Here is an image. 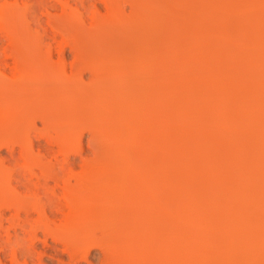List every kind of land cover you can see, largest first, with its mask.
<instances>
[{
	"label": "rangeland",
	"instance_id": "374dc122",
	"mask_svg": "<svg viewBox=\"0 0 264 264\" xmlns=\"http://www.w3.org/2000/svg\"><path fill=\"white\" fill-rule=\"evenodd\" d=\"M45 63L57 69L60 75L70 71L71 63H75L76 71L80 64L82 71L77 73H83L76 77H81L80 85L85 87L87 84L83 83L86 79L88 83L89 74L92 71L96 73V69L100 70L98 74L101 75L103 71L106 75L108 72L112 74L115 82L104 76L105 83L111 81L109 85H112L114 82L112 88L109 87L110 99L107 98L108 94L101 97L99 87L95 88L94 85L99 95L94 96L91 85H88L86 89L90 88V91L87 93H93L85 95L87 98L81 96L86 100L80 97L84 92L83 87L79 90L74 88L79 91L74 93L77 100L82 102L84 99L83 104H87L85 101L88 102V97H94V100L99 98L97 101L100 103L107 101L104 98L109 100V109L102 104L107 106L108 112L104 111L105 108L100 109L101 104L93 109V102V107H88L90 103L86 106L93 111L83 108L78 100L83 106V110L79 107V111L81 109L84 113L80 111V114L74 113L72 116L82 114L83 118L86 117L83 121L87 124L84 125L88 126H92L96 120V125L92 126H95V130L90 126L85 129L90 128L93 136L103 132L106 140L101 141L102 135L97 136L99 143L95 140L93 145L97 144L99 149L92 143L86 145L88 140L94 142L95 138L89 135L90 130L85 132L82 129L80 133L81 117L78 118L80 121L70 117L74 120L72 126L78 125L75 128H80L76 134L77 130L71 127L75 130L73 136L81 134L80 144L84 148L88 146V150L91 149L89 146L93 147L90 152L82 150V155L77 156L83 157L86 162H80V158L77 163H83L84 167L75 165L74 168H82L77 172L84 173L82 179L85 178L80 182V199L76 197L77 201L73 200L76 214L70 208L72 205L66 208L68 205L55 207L53 203H48L50 208L46 210L47 205L43 200L38 201H42L45 208L42 202L32 201V205H37L34 206L36 211L34 208L32 210L31 203L27 204L31 205L29 210H32L30 212L34 217H30L31 221L42 218L39 211L46 213L42 214L46 216L42 219H47L46 227L54 221L53 226L48 225L51 230V234L47 230L48 235L45 234L46 230L42 233L45 227L42 220L40 223L43 222L41 225L44 227L34 226L36 231L32 225L34 231L29 228L26 233V230L23 232L21 227L15 225L16 220L13 223L14 220L9 219L14 228L9 220L6 222L16 212L15 207L10 206V201L18 204L19 212L25 206L22 208V204L19 205L22 201L19 203L17 196L14 198L18 203L13 200L15 190L10 189L15 183L13 176L17 167L11 169L10 166L12 171L9 175L5 174L9 169L5 170L4 165L2 169L1 166L5 171L3 173L9 175V180L8 176L3 177L6 187L10 182L11 185L4 196L5 200L8 199L5 202L7 208H4L5 203L2 205V212L6 209L3 217H8L3 218V228L0 225V237H4V241L0 239V264H55L58 257L68 261V251L64 249L73 245L76 248L75 244H79L76 248L78 252L91 249L88 256L91 264H101L102 250L105 256L115 257V261L110 258L113 264L118 261V264H264V0H0V109L4 108V111L0 110V118L4 117L0 119L1 122L6 119L12 123L20 111L25 113L24 105H29L25 97L34 98L35 102L39 98L27 96L26 91L22 90L20 94L24 92L26 96L19 99L15 90L12 92L16 95L9 94L10 91L1 86L8 87L10 83L14 87L20 73L22 78L28 70L33 72L34 69L37 73L46 67ZM108 68L112 69L111 72ZM60 82L64 83L62 80ZM51 85L50 89L56 86ZM37 88L41 89V86ZM56 90L55 94L61 91ZM40 91L37 90L38 93ZM67 92L66 97L62 98L64 102L57 99L65 96L64 92V95L54 99L62 101L60 104L64 103L68 112L65 110L64 113L63 105L61 107L56 103L64 114L58 111L59 116L57 113L54 116V110L48 106L53 116L47 113V119L57 116L56 120L59 121L60 117L62 119L69 113L68 105L75 96L71 95L72 91ZM68 94L73 97L72 100L67 98L70 97ZM15 97L20 101L25 100L26 104L16 103ZM37 102L46 105L43 102L40 104L39 100ZM6 106L8 110H5ZM34 107H30V110ZM58 107L57 110L60 109ZM38 112L35 110L33 113ZM43 113L38 114L42 116ZM34 114L31 116H37L33 118L35 122L32 120L31 123L30 120L28 125L40 129V118L44 116ZM22 120L17 127L24 126ZM6 121L1 124L6 125ZM99 124H102V129ZM28 125L25 124V127L29 129ZM57 126L60 127L59 124ZM53 127H47L48 131L37 129V135L47 131L44 134L47 136L40 133L43 136L39 139L47 138L55 142L54 138L61 136L57 132H61V129L55 130ZM98 128L102 130L101 133L96 131ZM31 130L28 132L26 129L28 136L32 134ZM13 133L15 135L17 132ZM9 135L12 138L11 133ZM23 136L20 137L28 138ZM73 136L70 135L68 140ZM76 137L70 142L75 143ZM57 143L60 144V141ZM101 143L103 148H100ZM52 146L55 149L57 144ZM2 147L1 156L4 155ZM94 147L98 150L96 153L93 152ZM58 155L59 160L64 158ZM37 168L39 170L36 166V172ZM68 179L72 184L74 178ZM58 184L62 185V180ZM58 184L56 187L60 188L57 187V194L61 191ZM8 190L14 193L10 192V197ZM51 206L61 211L54 209L50 212ZM20 214L19 224L23 219V213ZM64 215H71L70 224L61 221ZM77 216L81 218L78 221ZM58 225L61 229L64 225L73 231L68 233L66 227L64 231L67 233H62L63 229H55ZM30 230L36 231V237ZM54 231H58L57 236ZM5 235L9 236V241ZM31 243L33 247L29 248L32 252L27 247ZM80 244L83 247L79 248ZM25 249L28 255L32 253L30 257L24 253ZM56 251L60 253L57 255ZM110 262L108 260V264Z\"/></svg>",
	"mask_w": 264,
	"mask_h": 264
},
{
	"label": "bare ground",
	"instance_id": "6f19581e",
	"mask_svg": "<svg viewBox=\"0 0 264 264\" xmlns=\"http://www.w3.org/2000/svg\"><path fill=\"white\" fill-rule=\"evenodd\" d=\"M59 55V54H58ZM62 58H64V57H62ZM63 61V60H62ZM72 65H71V69H70V67H69V72L67 73V72H65L64 71V73L63 74H61L60 75V73H59V71H57V69L55 70L54 68H51V67H49V65H47V63H45V66L46 67H44V69L45 68H48L47 70L45 69H40V71L39 72H37L36 73V70L34 71V69H33V72L32 73H30V71L28 70L27 71V73L26 74H23V75H26V76H23V78L21 77L22 76V73H20L21 75H20V77H17L18 78V80H19V78L21 79L20 81H18V80H16L15 79V82L17 83H15L14 84V87H12L11 86V84H10V86H9V84H8V87H4V85H2L1 87L2 88H6L5 90H9L10 92H8L9 94L11 93H13V92H17V94H19V96L17 95L16 97L17 98H19V97H22L23 99H24V97L26 96V94L24 95V92H23V95L22 94H20V93H22V90H24V91H26L25 93H27L28 95L27 96H32V98L33 97H39V98H37L39 101H40V104H41V102H43V103H45L46 105H39V102H37L38 100L37 99H35V100H37L36 102L34 101V98L33 99H31V98H27V97H25V100H27V103L29 104V105H27L26 104V102H24V101H20L19 99H21V98H19V99H17L16 97V100H17V102L16 103H18L19 104V102H21L23 105L24 104H26V105H24L25 106V113L23 114V113H21V111H20V109H19V107H20V105H21V103H20V105L18 106V104H17V106H18V109H19V113H20V115L22 116V118H21V116L19 115V113L17 114V113H15V114H17V116H16V119H17V117L18 116H20L19 117V121L18 120H16L15 119V121L14 122H12L11 123V120L9 121H6V119L4 120V121H6L7 122V124H6V122H5V124L6 125H3V124H1L2 122L4 123V121H2L1 122V120H0V145H3L4 147H2V146H0V148L2 147V148H4V150H3V152H2V154L4 153V155L3 156H1L0 157V225L2 226V221H3V218H5L6 219V217H8V216H6V217H3V216H5L4 215V212H5V210L2 212V210L8 205L7 203H5L7 200H5L4 199V196H5V194H7V191H6V189H7V187H10L9 185H11V182L10 183H8L9 185L6 187V185H5V178H7V176H8V178H7V180H9V173H11V169H15L16 167V171H14V172H16V175L15 176H13V179H14V185L12 186V188L10 187V189H14L15 191H13V190H11V191H9L8 190V193H9V196L8 197H10V192H11V194H14L13 192H15V194H14V196L13 195H11V198H12V196H13V200L15 201L16 199L18 200V202L20 201H22V203H20L19 205H21V207L23 208L24 206V208L22 209L23 211H21L22 213H23V219H22V223L21 224H19V220L21 221V219H19V218H21V212H19V210L20 209H18V208H20L19 206H18V204H15V203H12L13 201H10L11 203H9L10 204V206L12 205V207H15V208H13V209H16V212L14 211L12 214L13 215H15V216H11V217H8L7 219H6V222L11 218V220L13 221V223H16V221H17V223L15 224L16 226H18V227H21L22 229H23V232H24V230H26L24 233H26L27 231L29 232V228H31V226L33 225V229L34 230H36L37 228L36 227H39V228H42V226L43 225H41V224H43V222L42 223H40V221L42 220V221H44V225H45V223L47 222V219H46V221H45V219L43 220L42 218H43V216L44 215H42V214H45L46 215V213H41L39 210L41 209L40 207H41V204H50V203H53L54 204V206L55 207H61L62 205H65V206H67L68 205V207H66V208H69L71 205H72V207H70L71 209L73 208V206H74V202H73V200L74 199H76V201H77V198H79L80 199V197L78 196V194H79V192L81 193V184H80V182H81V180H84L85 178H83L82 179V175L84 174H82V172H77V170H80V169H82V168H79V166H77V168L75 169L76 170V172H75V170H74V168H75V165H81L80 164V162H84V159H82L83 157H77L78 155L79 156H81L82 154H81V152H82V150L83 151H86V150H88L87 148H88V146H87V148H86V146H85V148L80 144V139L79 138H81V134H79L78 133V135H75V136H78V137H76V138H78L76 141H77V144H75L76 143V141H74L75 143H72L73 142V139L75 138V136H73V133H75L74 131L75 130H77L76 131V134H77V132H80V131H78L81 127V132L80 133H82V129L84 130L85 129V127L86 126H88V125H84V121H83V119H85L86 117L84 116V115H87L88 113L90 114V112H89V110H92L93 111V109L95 108L96 109V106L97 105H99V104H103L104 103V106L105 105H107L108 106V109L110 108L109 106V104L110 103H108L107 101H109L108 99H110V88H112L111 86H113V84H114V82H115V80H114V82H112L113 84L112 85H109L110 83H111V81H109L110 79L112 80V74L111 73H107V75L105 74V72L103 71V72H101L103 75H101V74H98V73H100V70L99 69H96L97 71H96V73H95V71H92L91 72V74H89L90 75V77H89V80H88V83H87V79H86V82H84L83 84H87L86 85V87L85 86H81L82 85V83H81V77H80V79H77V77H76V75H78V71H82L81 69H79V66H80V64H78L77 66V71H76V67H75V63H71ZM51 65V64H50ZM73 65H74V67H73ZM48 66V67H47ZM52 66V65H51ZM54 66V65H53ZM70 66V65H69ZM83 66H84V64H83ZM42 68H43V65L41 66ZM40 67V68H41ZM83 68H85V67H83ZM92 68V67H91ZM98 68V67H97ZM105 68H107V67H105ZM39 69V68H38ZM50 69V70H49ZM79 69V70H78ZM88 69V68H87ZM55 70V71H54ZM75 70V71H74ZM110 70H112L111 68L109 69L108 68V71H110ZM61 71V70H60ZM84 71H85V69H84ZM90 71H91V69H90ZM89 71V72H90ZM99 71V72H98ZM102 71V70H101ZM26 72V71H25ZM25 72H23V73H25ZM62 72H63V70H62ZM79 72V75L78 76H80V74H82V73H80ZM106 72H107V69H106ZM111 72V71H110ZM59 73V74H58ZM28 74V75H27ZM93 74H95V75H93ZM110 74V76H108ZM100 75V76H99ZM108 77V81L110 82H107L106 81V83H105V77L106 76ZM82 76V75H81ZM105 76V77H104ZM106 77V78H107ZM111 77V78H110ZM114 77H115V75H114ZM62 80V82H64L65 84H66V86L68 85V87H66V86H64L65 84L64 83H61L60 81ZM64 80H66L68 83H70L71 85L73 84V86L71 87V85L70 84H68V83H66V81H64ZM78 80V81H77ZM82 80H83V78H82ZM112 80V81H113ZM14 81V80H13ZM80 81V82H79ZM85 81V80H84ZM12 82V81H11ZM13 83V82H12ZM107 83H108V85H107ZM51 84H53V86H55V87H53L52 89H53V91H49V90H52V89H50L51 87H52V85ZM60 85L59 86V90L61 89V91L59 92V93H57V94H55L54 93V90H58V88H57V85ZM81 84V85H80ZM105 84L108 86L107 88H106V86H105ZM5 85H7V84H5ZM35 85V86H34ZM45 85H47V86H45ZM48 85H51V86H48ZM70 85V86H69ZM81 86V88H80V86ZM88 85H91V89L93 90V92H94V94H92V95H94V96H96V95H99V93H100V96L102 97H106L107 96V94H108V96L109 97H107L108 99H106V98H104L105 100H107V101H105L106 103H108V104H105V102H103L102 100H100V101H102L103 103H100V102H98L97 100L99 99V98H95L96 100H94L93 98L92 99H90L89 97H88V102L87 101H85L87 104H83V101H84V99L85 98H87L86 96H88V94H90L91 92H88L87 93V91H90L89 89L90 88H88V89H86L87 88V86ZM95 86V88L96 87H99V93H96V91L98 92V90L97 89H95L94 88V86ZM105 86V91H103V89L102 88H104V86ZM34 86V87H33ZM37 86H41V89L40 88H37L36 89V87ZM64 86V88H62ZM102 86V87H101ZM10 87H12V88H14V89H12V88H10ZM43 87H46V88H44L43 89ZM50 87V88H49ZM77 87V89L79 88V89H82V87H83V89L82 90H84V92L82 91V93L84 94V93H87V94H80V97L81 96H85V98L84 97H81V98H84V99H82L83 101L81 102V100H79L82 104H83V106L80 104V102H78V100H77V96L74 94V93H77V91L79 90H74V88H76ZM84 87H85V89H84ZM110 87V88H109ZM8 88V89H7ZM10 88V89H9ZM55 88V89H54ZM66 88H68V89H66ZM70 88V89H69ZM101 88V89H100ZM108 88H109V91H108ZM34 89H36L35 91L37 92V90H42V91H44L45 89L47 90H45V92H41L40 91V93H38L39 94V96H38V94L35 92H33V90ZM49 89V90H48ZM65 89V90H64ZM73 89V90H72ZM96 91H95V90ZM12 90H13V92H12ZM15 90V91H14ZM57 90H56V92H57ZM58 90V91H59ZM64 90V91H63ZM100 90H102V91H100ZM18 91H21V92H18ZM65 91L67 92V91H70V92H67V93H71V91H72V93L74 94H72L71 93V95L72 96H75L74 97V100L75 101H77V102H73V101H71L72 100V96L70 95V94H68V95H70V97H67V98H71V103H70V105H68L69 106V113H66L64 116L63 115H61V116H63L62 117V119L64 118V117H66V118H64V120H62L61 119V117H60V119L62 120V121H60V119H59V121H57L58 120V118H57V116H59V114L60 113H62V114H64L67 110H66V108H67V106L66 105H64V103L63 104H60L62 101L64 102V98L63 97H66V94H65ZM75 91V92H74ZM80 91V92H81ZM32 92V93H31ZM46 92H49V93H46ZM53 93V94H55V96L52 94V95H48V94H51V93ZM63 92H64V94H65V96H62L61 98H57V99H61L62 101L60 102V100H55L54 98H56L57 96H59V95H62L63 94ZM79 92V91H78ZM92 92V93H93ZM103 92H109V93H103ZM43 93H45V97L47 96L49 99H48V101H49V104H47L48 103V101L47 100H41V99H47V97L45 98L44 96H43ZM13 94H15L16 95V93H13ZM37 94V95H36ZM47 94V95H46ZM63 94V95H64ZM104 94V95H103ZM35 95V96H34ZM67 95V96H68ZM40 96H41V99H40ZM90 96V95H89ZM99 96V97H100ZM27 98V99H26ZM63 98V99H62ZM76 98V99H75ZM80 98V99H81ZM22 99V100H23ZM29 99V100H28ZM52 99V100H51ZM66 99V98H65ZM92 100L91 102H89L90 100ZM101 99V98H100ZM19 100V101H18ZM67 100V99H66ZM86 100V99H85ZM31 102V103H29V102ZM45 101H47V102H45ZM50 101H51V103H50ZM56 101V102H55ZM24 102V103H23ZM34 102V103H33ZM54 102V103H53ZM65 102H67V101H65ZM73 102V103H72ZM92 102H93V104L95 105H92ZM98 102V104H96ZM15 103V102H14ZM56 103H59L58 105H63V107H62V109H64V113L61 111V108L60 107H58V105L56 104ZM68 103H69V101H68ZM77 103V104H76ZM90 103V104H89ZM35 104L37 105V106H35ZM53 104H56L55 106L53 105ZM72 104H75V106L74 107H72ZM80 104V105H79ZM89 104V108L90 107H93V109L91 108V109H89L88 107H86L87 105ZM15 105V104H14ZM31 105V106H30ZM53 105V106H52ZM92 105V106H91ZM101 105H99V107H100V109H104V111L106 110V112H108V110H107V106L106 107H104L103 105V107H101ZM16 106V105H15ZM34 107L35 108V110L38 112V110L37 109H39V114L40 113H43L44 111V113H46L45 115H44V113L42 114V116H48V114H49V116L51 117V115L53 116V112H52V110H54V116H55V114L57 113L58 114V111H60L59 112V114L56 116V118H57V120H56V118L55 117H53L51 120H50V118L48 117V119L45 117H43V118H40L41 120H40V122H41V125H42V127H40V129H39V127L38 128H36V126H35V128L33 127V128H30V125H28V124H30V120H31V123L33 122L32 120H34V122H35V120L36 119H33L34 117L36 118L37 116H34V117H32L33 115L32 114H34L33 112H35V110H34V108H32V111L30 110V107ZM42 106V107H41ZM43 106H46V107H44V109H42L43 108ZM48 106H51L52 107V110L50 109L51 107H48ZM70 106L73 108H71L70 109ZM14 107V106H13ZM12 107V108H13ZM37 107H39V108H37ZM48 107V108H47ZM60 108L59 110H57L56 108ZM79 107H81V109H82V107L83 108H88L89 110H88V113H86V114H83V116L85 117V118H83L82 117V114L81 115H79L78 117L76 116V114L78 115V114H80V111H81V109H80V111H79ZM98 107V108H99ZM11 108V109H12ZM16 108V107H15ZM45 108H47L46 110H45ZM54 108V109H53ZM4 109V108H3ZM2 109V110H3ZM10 109V110H11ZM23 109V108H22ZM21 109V110H22ZM48 109H50L51 110V112H47V110ZM55 109H56V111H55ZM1 110V109H0ZM1 110V111H2ZM5 110H8L7 109V106H6V108H5ZM40 110H43V111H40ZM66 110V111H65ZM72 110V112L70 113V111ZM83 110V109H82ZM86 110V109H85ZM101 110V111H102ZM4 111V110H3ZM16 111V110H15ZM22 111H24V110H22ZM96 111V110H95ZM94 111V112H95ZM6 112V111H5ZM5 112H4V114H5ZM10 112H12L13 114H14V112L13 111H10ZM32 112V116L30 115V117H32V119H28V118H30V117H27V116H29V114ZM68 112V111H67ZM77 112H79V113H77ZM82 112V111H81ZM11 113V114H12ZM38 113H35V114H38ZM48 113V114H47ZM74 113H76L75 114V117H73L72 118V116H74ZM82 113H84V112H82ZM91 113H93V112H91ZM8 114V113H7ZM6 114V115H7ZM12 114V115H13ZM23 114V115H22ZM34 114V115H35ZM38 114V116H40ZM69 114V115H68ZM102 114H103V112H102ZM2 115V114H1ZM66 115H68V116H66ZM71 115V116H70ZM92 116H93V114H91ZM97 115V114H96ZM95 115V116H96ZM100 115V114H99ZM42 116H40V117H42ZM94 116V117H95ZM1 117V116H0ZM72 119H74V120H76L75 118H77V120L78 121H80L78 118H80L81 117V119H82V121H80V123H81V126L79 125V129H78V127H77V129L75 128V126H78V125H75V126H72L73 125V121L74 120H72ZM90 117V116H89ZM2 118L4 119V117L2 116ZM2 118H0V119H2ZM14 118H15V116H14ZM55 118V119H54ZM20 119L22 120V124L24 123V126L23 125H21V126H23V127H17V126H19V124L21 123V121H20ZM26 119V120H25ZM27 119H28V121H27ZM56 120V122H54V120ZM89 120H90V118H88ZM94 119V118H93ZM95 119H96V117H95ZM99 119V118H98ZM14 120V119H13ZM25 120V122H23ZM37 120H39L38 118H37ZM66 120V121H65ZM76 120V121H77ZM87 120V119H86ZM92 120V119H91ZM90 120V121H91ZM16 121H18V124L16 123ZM29 122V123H27V122ZM76 121H75V124H76ZM93 121V120H92ZM95 121V123H96V120H94ZM98 122L100 121V120H97ZM102 121V120H101ZM8 122H10L11 124H14V126H12V125H10V123H9V127H8ZM86 122H88L89 124H90V122L89 121H86ZM103 122H104V120H103ZM102 122V123H103ZM16 123V124H15ZM79 123V122H78ZM94 122H92L91 123V125L93 124ZM93 124V125H96V124ZM25 124H26V126L28 125L29 126V129L27 128V127H25ZM53 124V126H55V130H57V128H58V130L59 129H61V132H59V131H57L58 133H59V135H61L60 137H56V138H54L55 140H53V141H55V142H51V141H48V140H50V139H48L47 140V138H45V139H43V140H45V141H41L40 139H41V137L45 134V133H47V127H48V129H50V128H52L53 126H51ZM59 124V126L60 127H58L57 125ZM85 124H87V123H85ZM98 124V123H97ZM31 125H33V124H31ZM82 125H84V128H83V126ZM92 125V126H93ZM100 125V124H99ZM98 125V126H99ZM102 125V124H101ZM101 125H100V129H102V127H101ZM51 126V127H50ZM90 126V125H89ZM88 126V127H89ZM92 126H90L91 127V129H93V130H95L96 128H95V126H94V128L92 127ZM14 127V128H13ZM25 127V128H24ZM50 127V128H49ZM71 127H74L75 128V130L74 129H72ZM87 127V128H88ZM17 128H18V130H17ZM14 129L16 130V131H14ZM26 131V129H27V131L28 132H31L32 130L31 129H33V132H32V136L30 135V136H28V132L26 131V133L25 134H23L24 133V130ZM37 129H39V130H41L42 129V131H43V129L44 130H47V131H44L43 133H42V131L41 132H39V134L40 133H42L43 135H37L36 133H37ZM52 129H54V127L52 128ZM2 130V131H1ZM13 130V131H12ZM21 130H23L22 132H21ZM90 130V128H88V130H84L85 132L86 131H89ZM9 131V132H8ZM83 131V132H84ZM91 131V133L89 134L88 132V134L89 135H92L93 136V132H92V130H90ZM89 131V132H90ZM96 131H100V133L102 132V130H99V128L96 130ZM13 132H17V133H15V135H12V133ZM20 132H21V134H20ZM35 132V135L33 134ZM56 132V133H57ZM6 133V134H5ZM11 133V136H12V138L10 137V135L8 136V134H10ZM95 133V132H94ZM103 133V132H102ZM102 133L98 136L97 135V133H95V136H93L95 139H93V137L92 136H90L93 140H94V142H91V141H89L88 140V138L86 137V139L88 140V144H87V142H86V145H89V143H92V145H93V143L95 144L96 142H95V140H97V143H99V138L98 137H101V135H102ZM3 134H4V136L6 137V135H7V139L3 136ZM14 134V133H13ZM17 134H19L20 136H23V135H25V137H28V138H24L23 139V137L21 138L19 135H17ZM73 136V138H69V140H68V137L69 136ZM3 136V137H2ZM14 136V137H13ZM16 136H19V138H15ZM41 136V137H40ZM45 136H47V134L46 135H44V137ZM80 136V137H79ZM82 136H83V134H82ZM88 136V135H87ZM98 136V137H97ZM104 135H102V138L100 139L101 141H103V139H104V141L106 140L104 137H103ZM8 137H10L9 138V140H8ZM39 137H40V139H39ZM89 137V138H90ZM13 138H15V141H13ZM60 138H61V140H60ZM90 138V140H92ZM57 139H59V140H57ZM70 139H72L71 141L72 142H70ZM78 140H79V142H78ZM86 140V141H87ZM57 141L59 142L60 141V144H58L57 143ZM55 143V145L57 144V147L54 149V147L52 146L53 144ZM72 143V144H71ZM75 144V145H74ZM102 144V143H101ZM91 145V146H92ZM91 146H89V149L90 150H92V147L93 146H97V144L96 145H93L92 147ZM95 147H94V149H93V152H95L96 153V151H98V150H95ZM103 148V144H102V146L100 145V148ZM70 148V149H69ZM97 148V147H96ZM97 149H99V146H98V148ZM69 150V151H68ZM90 150H88L89 152H90ZM99 153V152H98ZM58 154H60V156H64V158L62 157L61 159L62 160H59L60 158L58 157L59 155ZM62 154V155H61ZM81 154V155H80ZM80 158L82 159V161H80L79 163H77L78 162V159L80 160ZM90 160V159H89ZM88 160V161H89ZM92 160V159H91ZM86 162V161H85ZM84 162V163H85ZM89 163V162H88ZM3 165H4V168H6L5 170H7V168L9 169V171L8 172H5L4 170L2 171V169H3ZM13 165L15 166V167H13ZM87 164H85V166H86ZM1 166H2V169H1ZM6 166V167H5ZM10 166H12L11 167V169L9 168ZM36 166H38L39 167V170H38V168H37V170H38V172H36ZM89 166H91V165H89ZM81 167H84V164L82 163V165H81ZM86 167H88V166H86ZM91 167H89V169H90ZM93 169V168H92ZM81 171V170H80ZM90 171H91V169H90ZM90 171H89V173L88 174H90ZM93 171V170H92ZM3 172H5V174L7 173V174H9V175H5ZM13 172V173H14ZM93 172H95V171H93ZM4 174V176H3V174ZM91 174H93V173H91ZM12 175H14V174H12ZM11 175V176H12ZM68 175H70V176H68ZM85 175H86V173H85ZM84 175V176H85ZM97 175V174H96ZM6 176V177H5ZM87 176H89V175H87ZM91 176V175H90ZM3 177H5V178H3ZM69 177H71V180H72V177L74 178V180L72 181V184L70 183L71 181H70V179H68ZM86 177V176H85ZM11 178V177H10ZM95 179H96V177H94ZM87 179H89V178H87ZM93 179V178H92ZM11 180V179H10ZM62 180V185H60V184H58V182L60 183V181ZM67 180V183L65 182ZM12 182H13V180H11ZM63 181H64V183H63ZM52 182H54V184L52 185ZM89 182V181H88ZM87 182V183H88ZM90 182H93L92 180L90 181ZM7 183V182H6ZM86 182H84V184H85ZM60 185L61 186V191L60 192H58V194H60V195H58L57 194V187H58V189L60 188L59 186H57L56 187V185ZM86 185V184H85ZM85 185H84V187H85ZM88 185V184H87ZM56 188V189H55ZM51 190V191H50ZM6 191V192H5ZM13 191V192H12ZM59 191V190H58ZM23 192H25L24 194H22ZM22 194V195H21ZM17 196V197H16ZM23 196H24V198L26 197V198H28V199H24L23 198ZM27 196H33V199H35V200H32V199H29V197H27ZM56 196H58V197H56ZM82 196V195H81ZM14 197H16V199L14 198ZM19 197V198H18ZM30 197V198H31ZM77 197V198H76ZM5 198H7V195H6V197ZM20 198H22V199H24V200H22V199H20ZM55 198H57V199H55ZM82 198V197H81ZM10 199V198H9ZM78 199V200H79ZM5 200V201H4ZM11 200V199H10ZM38 200H43V202L42 201H40V202H42L41 204H39L40 202L38 201ZM72 200V201H71ZM4 201V202H3ZM24 201V202H23ZM31 201V202H30ZM32 201H34V203H37V202H39L38 204L40 205V207H38L39 208V213L41 214L40 216H42V218H40V220H39V218L37 219V218H35L34 220L35 221H31L32 220V218H34V217H32L33 215H31V213L32 212H30V211H32L33 210V208H34V206H37L36 204H34L33 203V205H32ZM35 201H37V202H35ZM76 201H75V203H76ZM16 202V201H15ZM18 202H16V203H18ZM5 203V204H4ZM31 203V205H32V210L30 209L29 210V207L31 206V205H28L27 206V204H30ZM80 203V202H79ZM5 206H4V205ZM43 205L44 207L43 208H45V206L46 205ZM53 204H51V205H53ZM2 205L4 206V208L2 209ZM14 205V206H13ZM16 205L18 206V207H16ZM24 205V206H23ZM38 205V206H39ZM10 206H8V208L10 207ZM54 206H51L52 208L49 210L50 212H53L52 210H57V208H54L53 209V207ZM65 206H62V207H65ZM76 206V205H75ZM49 207V205H47V207H46V210H47V208ZM7 208V207H6ZM26 208V209H25ZM31 208V207H30ZM50 208V207H49ZM48 208V209H49ZM34 209H36V207L34 208ZM74 209L75 208H73L72 210L74 211ZM83 209V208H82ZM9 210V209H8ZM42 210H44V209H42ZM62 210H64L63 208H62ZM66 210V209H65ZM71 210V211H72ZM35 211V210H34ZM33 211V212H34ZM36 211H37V209H36ZM48 211V212H49ZM57 211H61V209L59 210H57ZM67 211H68V209H67ZM72 211V212H73ZM43 212V211H42ZM46 212V211H45ZM55 212V211H54ZM66 212V211H65ZM69 212H70V210H69ZM76 211H74V213H75ZM15 213V214H14ZM55 213H57V212H55ZM54 213V214H55ZM64 213V212H63ZM63 213H62V215H63ZM71 213V212H70ZM73 213V214H74ZM37 214V213H36ZM49 214H51V213H49ZM49 214H48V216H49ZM65 214V213H64ZM73 214H71L72 216H73ZM76 214V213H75ZM57 215H58V213H57ZM61 215V214H60ZM68 215V214H67ZM67 215H64L63 217V219H61V221L62 220H64V222H65V224L67 225V224H70V222H69V220L70 219H72V217H71V215L70 216H67ZM47 216V217H48ZM53 215H50V217H52ZM80 216V215H79ZM15 219H14V218ZM30 217H32L31 219H30ZM36 217V216H35ZM44 217H46V216H44ZM49 217V218H50ZM54 217H55V215H54ZM57 217V216H56ZM71 217V218H70ZM73 217H75V216H73ZM13 218V219H12ZM17 218V219H16ZM55 219V218H54ZM58 219V218H57ZM81 219V218H80ZM79 219V217L77 216V221L78 220H80ZM11 220H9L8 222L10 223V225L12 226L13 225V228H14V224L13 223H11L12 221ZM16 220V221H15ZM51 220H53V219H51ZM5 221V220H4ZM38 221V222H37ZM50 221V220H49ZM7 222V223H8ZM60 222V221H59ZM63 222V223H64ZM69 222V223H68ZM73 222V221H72ZM81 222V221H80ZM38 223V226L36 225ZM49 223V222H48ZM53 223H54V221H53ZM52 223V224H53ZM41 226H40V225ZM51 224V223H50ZM50 224H48L49 226H50ZM51 224V225H52ZM58 224V223H57ZM80 224V223H79ZM20 225V226H19ZM48 225H47V227H46V225H45V227H44V229H42V233L43 232H45V231H43V230H46V232H45V234L47 233V235L49 234L48 232H47V230L50 232V234H51V230H49V228H48ZM60 225H62V223H60ZM60 225H58L57 227L56 226H54V228L55 229H59L60 228ZM25 226H27L25 229H24V227ZM34 226H36V227H34ZM53 226V225H52ZM71 226V225H70ZM8 227H9V225H8ZM67 227V226H66ZM66 227H64V225L62 226V229H63V231H62V233H69L70 231L72 232L73 230H68L69 228L67 227V229H66ZM1 228V227H0ZM2 228H3V226H2ZM21 228H20V230H21ZM31 228V229H32ZM38 228V229H39ZM46 228V229H45ZM72 228V227H71ZM76 228H78V226H76ZM32 229V230H33ZM61 228L59 229L60 231L62 230ZM64 229H66L67 230V232L66 231H64ZM75 229V228H74ZM1 230V229H0ZM14 230H16V229H14ZM32 230H30L31 231V234L32 233H34ZM22 231V230H21ZM37 231V230H36ZM36 231H35V233H36ZM59 231V232H60ZM15 232V231H14ZM55 232V231H54ZM58 232V231H57ZM57 232H55L56 233V236L58 235L57 234ZM18 233H19V231H18ZM35 233L33 234L34 236H35ZM1 234V233H0ZM5 234H6V232H5ZM28 234H30V233H28ZM25 235V234H24ZM27 235V234H26ZM55 235V234H54ZM5 236H7V237H5V239L7 238V240L9 239L10 240V238H9V236L8 235H5ZM34 236H32V237H34ZM36 237V236H35ZM4 238V237H3ZM3 238H1L0 237V239H3ZM7 240H5V242L7 241ZM8 240V241H9ZM3 241H4V239H3ZM2 241V242H3ZM7 241V242H8ZM32 241V240H31ZM1 242V241H0ZM29 243V242H28ZM5 244H7V243H5ZM27 244V243H26ZM26 244H25V246H26ZM33 244L31 243V245L30 244H28L27 245V247H28V251H33V250H31L29 247H33L32 246ZM35 245V244H34ZM78 245L79 244H75V246H77L76 248H78ZM81 245V244H80ZM4 247H7V245L6 246H4ZM73 247V250L71 249ZM81 247H83L82 245L81 246H79V248H81ZM25 248V247H24ZM75 247H74V245L73 246H70V248L69 247H66L64 250H66V251H68L67 252V256L69 257V260L67 261V260H62L60 257H58V258H56V262H55V264H91V262L88 260V256L89 255H91V249L89 248H87L83 253L82 252H78L77 250H79V249H76ZM3 250H4V248H2ZM34 249V248H33ZM70 249V250H69ZM84 249V248H83ZM6 250H4V252H5ZM28 251L25 249V251H24V253H28ZM2 252V251H1ZM3 252V253H4ZM12 252H14V251H12ZM2 253V254H3ZM22 253H23V251H22ZM23 253V254H24ZM57 255L60 253V252H55ZM26 254H24L25 255V258L27 257L26 256ZM32 254V253H31ZM30 253H29V255H31ZM55 254V255H56ZM105 254V252L102 250V251H100V255H103V257L101 256V258L99 259V260H101L100 261V263L101 264H108V260H109V262H110V258L111 257H109L108 256V254L105 256L104 255ZM15 255V254H14ZM28 255V254H27ZM28 255V256H29ZM95 255V254H94ZM108 256V257H107ZM12 257H13V255H12ZM30 257V256H29ZM92 258H93V256H92ZM115 258V257H114ZM114 258H111L112 260L114 259ZM120 258V257H119ZM15 259V258H14ZM73 260V261H72ZM119 260V259H118ZM117 260V261H118ZM25 261H27V260H25ZM102 261H103V263H102ZM114 261H115V259H114ZM105 262V263H104ZM120 261H118L116 264H118ZM109 264H113V263H109ZM115 264V263H114Z\"/></svg>",
	"mask_w": 264,
	"mask_h": 264
}]
</instances>
